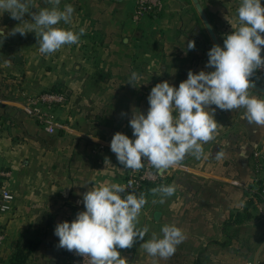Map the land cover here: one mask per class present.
<instances>
[{
    "label": "crops",
    "instance_id": "1",
    "mask_svg": "<svg viewBox=\"0 0 264 264\" xmlns=\"http://www.w3.org/2000/svg\"><path fill=\"white\" fill-rule=\"evenodd\" d=\"M198 1L223 47L224 38L240 26L241 0ZM33 3V11L51 7L47 0ZM137 3L61 0L60 10L71 4L75 12L72 24L61 21L58 27L84 28L85 34L79 44L51 55L39 52L34 32L0 43V112L6 124L0 132L1 264H11L18 246L28 245L34 249L26 264H69L70 252L58 247L56 225L85 210V192L105 183L124 185L130 172L111 151L114 134L135 139L129 120L133 111L147 114L148 96L157 83L168 81L178 88L189 70H214L206 64L216 44L194 0H165L163 12L139 18ZM19 23L7 12L0 14L6 33ZM190 40L194 50H187ZM133 72L139 76L135 87L128 83ZM259 84L264 87V80ZM54 89L67 96L66 104L51 112L58 124L54 133L11 104L24 98L20 92L36 95ZM249 95L264 99L254 88ZM244 113V108H216L215 138L203 144L204 155H187L184 170L162 173L164 185L176 189L164 203L152 194V186L136 192L147 200L137 225L148 227L145 241L153 233L162 238L165 224L181 228L186 239L169 259L148 255L138 240L131 248L118 249L127 264H264L259 204L250 221L232 223L244 212L249 191L261 176L254 152L264 150V125L250 124L242 119ZM218 153H223L220 159ZM4 191L14 196L7 212L1 210Z\"/></svg>",
    "mask_w": 264,
    "mask_h": 264
},
{
    "label": "clouds",
    "instance_id": "2",
    "mask_svg": "<svg viewBox=\"0 0 264 264\" xmlns=\"http://www.w3.org/2000/svg\"><path fill=\"white\" fill-rule=\"evenodd\" d=\"M47 3L50 8L33 11V0H0V14L7 12L20 21L7 33L0 28V43L17 33L25 36L34 32L43 55H51L65 45L79 44L84 28L76 32L58 27L61 21L72 24L74 7L68 4L60 10L61 0ZM237 11L238 29L224 38L223 47L213 45L207 53L206 67L214 70H189L178 88L168 81L157 83L148 96L147 114L133 111L129 120L135 139L120 132L114 134L110 148L124 169L139 171L147 160L158 173H163L180 165L187 155L200 159L204 155L203 144L215 138L216 108H244L242 119L264 125V99L249 95V89L255 87L253 77L258 70H264V6L261 0H241ZM25 14L31 17L30 21L23 19ZM194 49L195 41H188L187 50ZM138 79L133 72L128 83L134 86ZM222 155L218 153L216 158ZM175 191L173 185L163 184L151 189L153 195L161 196L160 203ZM146 203L143 193L137 195L132 180L127 185L105 183L93 187L83 194L85 210L71 222L56 225L58 247L89 258V264H127L118 249L131 248L139 240L148 255L169 259L186 236L178 226L165 224L162 238L153 233L145 241L149 229L137 225Z\"/></svg>",
    "mask_w": 264,
    "mask_h": 264
},
{
    "label": "built area",
    "instance_id": "3",
    "mask_svg": "<svg viewBox=\"0 0 264 264\" xmlns=\"http://www.w3.org/2000/svg\"><path fill=\"white\" fill-rule=\"evenodd\" d=\"M164 6L165 0H138L135 16L136 18H139L144 15L159 14L163 12ZM261 54L262 56H264V49H262ZM253 79L255 81L264 80V70H258ZM19 96L24 97V100H20L19 98H17L11 100V104L26 112V114L29 115L31 118L37 120L39 124L48 133H54L58 124L51 112L58 106L66 104V94L56 92H42L36 95H27L24 92H20ZM4 127L5 126L0 120V131L4 130ZM254 158L257 168L261 173V176L257 180L256 187L250 189L249 196L250 198H255L258 201L259 206L263 210L264 219V150L255 151ZM185 162L186 159H184L180 165L171 167L168 170H184ZM143 164L144 167L141 168L139 171L130 170L124 185H127L129 180L134 181L136 192L143 191L145 188H147L148 185L152 186L153 188H157L162 184L164 185L163 174L158 173L156 169L147 160H144ZM259 182H261V184H259ZM2 196L3 204L1 206V210L3 212L10 211L12 208L14 196L8 191H4L2 193ZM4 243L5 236L0 233V246H2ZM69 259V264H89V258H84L83 256L77 255L75 252H70Z\"/></svg>",
    "mask_w": 264,
    "mask_h": 264
},
{
    "label": "trees",
    "instance_id": "4",
    "mask_svg": "<svg viewBox=\"0 0 264 264\" xmlns=\"http://www.w3.org/2000/svg\"><path fill=\"white\" fill-rule=\"evenodd\" d=\"M49 92H56V93L65 94L64 91H58L56 89L50 90ZM0 120L2 121L3 125L5 126L4 127V129H5L6 128V124H5L4 120H3V115H2L1 112H0ZM2 131H0V132H2ZM259 184H261V182H259ZM149 186L150 185H148L147 188ZM256 207H258V201L255 198H249L247 200L244 212L243 213H238L235 216L234 220H232V223L242 224V223H245L247 221H250L253 218L252 210H254ZM33 249L34 248L31 247L30 245H28L26 248L23 247V246H18L16 254L11 259V264H26V262L28 261L29 256L31 255V253L33 251ZM1 263H2V257H1Z\"/></svg>",
    "mask_w": 264,
    "mask_h": 264
},
{
    "label": "water",
    "instance_id": "5",
    "mask_svg": "<svg viewBox=\"0 0 264 264\" xmlns=\"http://www.w3.org/2000/svg\"><path fill=\"white\" fill-rule=\"evenodd\" d=\"M114 1L120 2V1H122V0H114ZM194 2L196 3V5H197V7H198V9H199V11H200V13H201L202 18L204 19L205 24H206L207 28L209 29V31H210V33H211L213 39H214L215 44L221 46L219 40L217 39L215 33H214L213 30H212L211 25L209 24V22H208V20H207V18H206V16H205V13H204V11H203V9H202V7H201L199 1H198V0H194ZM221 47H222V46H221ZM17 62H18V63H23V58H22V57H18V58H17ZM254 89H256V90L259 91V92L264 93V87H262V86L259 84V80H256V81H255V87H254Z\"/></svg>",
    "mask_w": 264,
    "mask_h": 264
},
{
    "label": "rangeland",
    "instance_id": "6",
    "mask_svg": "<svg viewBox=\"0 0 264 264\" xmlns=\"http://www.w3.org/2000/svg\"><path fill=\"white\" fill-rule=\"evenodd\" d=\"M40 94V93H39Z\"/></svg>",
    "mask_w": 264,
    "mask_h": 264
}]
</instances>
